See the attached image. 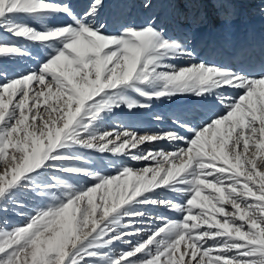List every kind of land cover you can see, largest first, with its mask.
<instances>
[{
	"label": "snow or ice",
	"instance_id": "obj_1",
	"mask_svg": "<svg viewBox=\"0 0 264 264\" xmlns=\"http://www.w3.org/2000/svg\"><path fill=\"white\" fill-rule=\"evenodd\" d=\"M103 7L0 0V264H264V56L206 60L194 19L181 40ZM157 101H181L152 113L170 129L119 114Z\"/></svg>",
	"mask_w": 264,
	"mask_h": 264
},
{
	"label": "bare ground",
	"instance_id": "obj_2",
	"mask_svg": "<svg viewBox=\"0 0 264 264\" xmlns=\"http://www.w3.org/2000/svg\"><path fill=\"white\" fill-rule=\"evenodd\" d=\"M238 1H240V3ZM69 2L78 13H82L90 5L91 0H69ZM155 2L156 4L154 5L159 6V11H156V7H153L152 10L149 12L148 10L143 9V0H131V3L128 4L122 3L121 0H104V7L101 9L100 18H107L111 20L123 14L126 19L129 20V18L134 17L133 21L141 23L149 15H154L158 17L162 14L163 21L167 23V20L169 19L174 21L175 15L180 13V6H177L175 8V6L177 5L176 2L169 4H166L165 0H155ZM229 2L230 0H195V2H191L192 5H194V3H197V11H199V8L201 6H205V9L203 10L204 13H201V19L203 18V24L205 26L209 25V27L211 28L196 29V27H194L191 33L193 42L190 47L195 48L196 52L199 54L200 57L206 60L214 61L216 63H220V60H222L221 64H225L228 66H239L233 63V57L241 53H244V55L246 56V58L242 61L243 63H247L248 60H255L259 62L262 56H264V15H255L254 19L256 20V22L254 21L255 23H248L249 13L247 10L251 8L249 5L253 3V0H231V3ZM187 4H189V2L185 3V5ZM256 4L257 3H255V5ZM246 6L247 8H244ZM252 6H254V4ZM215 7L219 8L215 9ZM170 8H173L172 14L170 13ZM224 10H227L226 14H229L228 10H230V16H232L233 20L235 19L234 22L237 23L241 21V25L238 26V24H236L229 34L227 33L218 38V36L220 35V32L218 30L220 29H213L214 24L210 25V21H208V19L211 20V17L216 13H219L220 15V13H222ZM158 12H160V14L157 15ZM182 17L183 16L181 15V19ZM189 18H192V16H190ZM201 19L199 21H201ZM58 21H60L61 23L70 22L66 17L61 18ZM180 23L181 20H179V23H174L175 25L173 27L176 28ZM164 26H166V24ZM171 27L172 26H168L167 28L166 26L168 34L170 36L176 37L181 40L185 38V34L183 32L178 31V29L175 31H171ZM250 27L254 28V32H252L256 35L251 34V31V33L246 35V33L249 31L248 29L251 30ZM109 31H115V26L111 27ZM245 50L248 51L245 52ZM248 53H250V55ZM218 58H220L219 62L216 61ZM177 63L185 64L187 63V61H177ZM178 103H181V101H164L163 103L157 101L153 103V108L151 111L139 109L135 110V114L132 115L128 113L127 109H123L119 114L123 118H125L130 125H135V130L138 131L140 134H143L145 131H155L158 127L167 130L172 127L171 123L167 120H165L163 123L154 121L151 118L152 113L164 114L170 109V107H173L175 106V104ZM217 110L223 111V109ZM143 147L163 148L166 151L172 150V146L164 142H161L159 144H147ZM126 162L131 164L133 167L137 168L144 166L143 163H136L130 160ZM177 163H179V161H177ZM156 214L168 216L172 219L180 218L179 214L173 213L169 210L162 208L158 209ZM16 219L17 220H14L16 225L25 220V218L22 217H17ZM144 238L146 239L147 237L145 236ZM118 247L124 248L127 246L119 245Z\"/></svg>",
	"mask_w": 264,
	"mask_h": 264
},
{
	"label": "rangeland",
	"instance_id": "obj_3",
	"mask_svg": "<svg viewBox=\"0 0 264 264\" xmlns=\"http://www.w3.org/2000/svg\"><path fill=\"white\" fill-rule=\"evenodd\" d=\"M109 1V0H108ZM239 3H240V1H238ZM165 3L166 4H169L170 2H168V0H165ZM177 5L175 6V8L178 6H180L179 8H180V13H178V14H176L175 15V19H174V21L173 20H171V19H169V20H167V23H165V21H163V16H162V14H161V16H158V22L160 23V24H162V25H165L166 24V26H167V28H168V26H172L171 28H170V30L171 31H175V30H177L178 28L176 27V28H174L173 26L175 25L174 23H179V20H181V22H184L185 24H187V22L188 21H191V20H195L196 22H197V24H196V29H201V28H205V29H209V28H211V27H209V25H207V26H205L203 23V18L201 19V16H202V12L204 13V9H205V6H201L200 8H199V11H197V3L195 4L194 3V5H192V3L191 2H189V4H187V5H185V3L186 2H183V0H177ZM229 3H231V0H230V2ZM255 3H257L256 5H255ZM154 4H156V2H155V0H154ZM254 4V6H252ZM245 6V5H244ZM251 8L250 9H248L247 11H248V15H249V20H248V23H255L256 22V20L254 19V17H255V15H264V0H259V3H258V0H253V3L251 4V5H249ZM153 7L155 8L156 7V11H159V6H155V5H153ZM188 7V8H187ZM192 7V8H191ZM217 8H219V7H215V9H217ZM244 8H247V6L246 7H244ZM172 9V10H171ZM227 9V8H226ZM229 9V8H228ZM231 10V9H230ZM230 10H228V13L229 14H226L227 13V10H224L222 13H220V15H219V13H216L215 15H213L212 17H211V20L210 19H208V21H210V25H212V24H214V27H213V29H220V30H218L219 32H220V35L218 36V38L220 37V36H222V35H225V34H229L230 33V31L234 28V26L236 25V24H238V26H240L241 24V21H239V22H237V23H235L234 21H235V19L233 20L232 19V16H230L231 14V11ZM252 11V12H251ZM132 13V12H131ZM170 13L172 14L173 13V8H170ZM158 14H160V12H158L157 13V15ZM181 15L183 16L182 17V19H181ZM190 16H192V18H189ZM234 16V15H233ZM194 17V18H193ZM224 17V18H223ZM252 17V18H251ZM201 19V21H199ZM134 20V17H131V18H129V21H133ZM138 20H139V17H138ZM169 21V22H168ZM207 21V20H206ZM255 21V22H254ZM57 23H61L60 21H57ZM251 28V27H250ZM254 28H251V30L250 29H248L249 31L246 33V35L247 34H249V33H251L252 31L254 32V30H253ZM247 30V29H246ZM245 30V31H246ZM244 31V32H245ZM251 31V32H250ZM215 32V31H214ZM251 33V34H254V33ZM245 35V34H244ZM254 35H256V34H254ZM192 37V36H191ZM3 38L5 39V40H9V39H13V38H11V37H9L8 35H4L3 36ZM210 49V48H209ZM213 49V48H212ZM213 52V51H212ZM219 60H220V58H218L216 61H218L219 62ZM222 62V60H220V63ZM0 167H2V165H0ZM113 174H115V173H113ZM111 202V201H110ZM98 213H99V210H98ZM0 215H3V214H0ZM18 216H16V215H13V214H11V213H9L8 214V219L12 222V226H15L16 224H15V221L14 220H17L16 218H17ZM21 221V220H20ZM24 223H26V220H23L21 223H19L18 225H23ZM120 248V247H119ZM124 248H126V247H124Z\"/></svg>",
	"mask_w": 264,
	"mask_h": 264
}]
</instances>
